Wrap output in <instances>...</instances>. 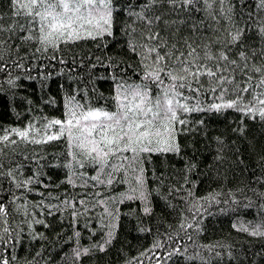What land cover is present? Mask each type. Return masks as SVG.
<instances>
[{"label": "trees", "instance_id": "1", "mask_svg": "<svg viewBox=\"0 0 264 264\" xmlns=\"http://www.w3.org/2000/svg\"><path fill=\"white\" fill-rule=\"evenodd\" d=\"M136 2L142 3V0ZM229 3L233 7L231 22L227 19ZM257 3L258 0H245L241 5L239 0H226L223 15L220 14L222 6L215 3V20L210 19L204 10L191 15L166 12V16L178 22L175 27L180 29L184 38L191 37L200 44H213V51L223 50L214 41L223 42L228 35L226 29L232 30L233 25L244 28L243 47L239 44L232 47L230 55L237 58L238 52L243 50L248 53L250 64L259 65L264 63V57L260 55L264 38L256 30V22L261 18L255 7ZM11 7L10 0H0V15L4 17L5 27L13 22L10 20ZM196 7L203 9V2ZM249 13L252 14L250 30L246 23ZM201 22L204 27L191 31L192 24ZM125 23L132 21L123 12L118 13L115 38L110 41L105 38L102 42L108 43L107 48H97L94 41L69 45L67 54L61 53L67 64L47 57L32 59L30 49L31 63L23 61L25 70L12 69L9 75L0 72V135L7 129H24L29 123L42 129L50 120H64L69 107L75 106L70 103L74 94L75 101L81 104L91 102L100 106L104 103L102 96L106 99L104 106L111 105L114 69L100 65L93 69L91 64L96 62L95 57L104 59L107 56L140 72L139 58L128 48L129 42L137 41L120 30ZM133 26L140 30L138 23ZM71 56L76 59H70ZM12 58V53H5L9 64ZM29 68L30 72L27 71ZM131 68L125 79L139 82L140 76ZM9 79L14 80L15 86L7 83ZM230 98L226 96V99ZM249 99L245 94L244 100ZM213 102L216 101L212 97L201 96L200 106L207 107ZM184 118L189 125L179 137L181 154L152 155L142 165L146 179L144 191L150 193L147 202L138 198L127 199L128 196H139V190L134 192L133 189H137L136 178L140 173L131 169L123 175L113 176L111 185H94L90 179L85 182V179L74 176V172L83 173L85 178L98 173L88 166L69 169L67 164L71 157L63 139L33 144L19 140L13 134L11 139L17 140L16 144L0 143L4 171L7 172L11 165L16 178L13 182L11 177H0V202L8 206L11 233L8 250L0 245V256L8 259L9 264H204L185 258L200 254L211 259L212 264H264V237L250 234L255 226L264 222V198L259 195L264 192V121L250 119L232 109L220 113H191ZM201 120L202 125L199 124ZM51 131L54 132L55 128ZM32 136L43 138L42 133H33ZM17 165L22 167L17 168ZM187 165L194 167L186 174ZM29 178L32 183L26 187L14 186ZM69 178H72V184L67 182ZM101 179L106 176L101 175ZM171 188L180 191L169 194ZM13 196L20 197L14 204L11 203ZM193 197L198 198L199 204L208 211L201 209L204 218L200 220L203 229L200 233L195 234L194 228L187 230L194 233L193 240L189 241L184 232L177 236L176 231L184 217L188 218L187 222H192L184 202ZM210 197H215L219 203L205 199ZM64 200H84L85 204L77 203L76 209L82 213L85 208L88 211L74 217L72 209L62 203ZM99 200L106 202L113 215L104 213V207L97 203ZM245 204L251 206L245 207ZM20 205L26 207L16 211ZM53 205L58 207H50ZM145 206L152 209L149 214L144 213ZM49 210L52 215L48 214ZM25 211L28 215L24 214ZM36 220L44 223L36 224ZM241 227H247L248 231H241ZM261 230L264 231V227ZM169 235L173 236L172 241L167 239ZM181 237L183 255L167 258L166 253L173 250L172 244ZM157 241L164 246L154 248ZM205 245L214 246V251H209ZM76 250L81 252L78 258L74 254ZM216 252L221 254L219 258ZM228 252L232 253V258L228 257Z\"/></svg>", "mask_w": 264, "mask_h": 264}, {"label": "snow or ice", "instance_id": "2", "mask_svg": "<svg viewBox=\"0 0 264 264\" xmlns=\"http://www.w3.org/2000/svg\"><path fill=\"white\" fill-rule=\"evenodd\" d=\"M11 17L13 21L4 26V17L0 15V72L9 75L12 69L25 70L23 61L29 60V50L31 58L38 59L47 57L51 61L60 64H67L61 53L67 54L69 45H77L81 41L97 42V48H107L108 43H102L105 38H115L117 29V14L123 12L132 23H125L120 26L123 35H130L136 43L129 42V51L135 53L139 58V69L131 68V65L124 66L122 61L107 56L104 59L95 57V63L91 67L95 69L97 65L114 69L115 74L111 76L114 81V94L110 98L112 104L105 107L106 99L101 96L100 106H94L91 102L81 104L75 101V94L71 97L70 103H75L74 107H69L64 120L53 119L38 129L34 124L29 123L24 129L12 128L5 130V134L0 135V143L16 144L17 140L11 139L15 134L19 140L33 144H47L52 141L65 140L69 148L71 162L67 164L69 169H84L86 166L93 168L97 175L85 178L83 173L74 172V176L81 179H90L94 185H111L114 183L113 176L123 173L129 169L140 173L137 176V189L139 196H128L127 199L148 200V194L144 187L146 179L143 175L142 167L145 160L152 155L159 154H181L182 148L179 137L188 128L189 121L184 118L187 114L200 112L220 113L224 110H235L242 116L250 119L264 121V63L259 65L250 64V57L247 52L241 50L237 58H232L230 50L236 45L243 47V36L245 29L233 25L232 30H227L228 35L223 42L214 41V44L221 51H213V44H200L193 41L191 37L184 38L180 35V29L175 27L178 23L166 16L170 14L188 13L191 15L195 11H207L208 17L215 20L213 15V4L219 3L222 8L220 14L223 15V5L226 0H10ZM203 2L204 8L198 9L197 4ZM241 5L245 0H239ZM256 10L261 14V18L256 22V30L264 38V0H258ZM233 7L229 3L227 8V19L232 21ZM249 30L252 27V14L249 13ZM139 25V29L134 24ZM181 23H186L181 21ZM204 27L203 22L192 24L191 31L195 32ZM207 27L211 29V24ZM162 32L165 33L162 35ZM12 53V63L5 60V53ZM261 57H264V49H261ZM255 56V52H253ZM70 59L75 60V56ZM31 63V60H29ZM140 76L139 82H129L125 77L128 69ZM39 71V68L36 69ZM31 71V69H27ZM50 75V74H49ZM47 78V77H45ZM7 83L15 86L13 79ZM207 85V87H205ZM247 94L250 99L244 100ZM201 96L212 97L216 102L210 103L207 107H202ZM226 96L232 98L226 99ZM203 124V120L199 121ZM55 128V131H51ZM243 131V128L240 129ZM33 133H42V139H36ZM30 137H32L30 139ZM4 155L0 149V158ZM135 166V167H133ZM22 167L17 165V168ZM194 165L186 166V174L190 172ZM3 159H0V177H11L15 182L13 172L15 169L9 166L7 172L4 171ZM105 175L106 179H101ZM72 184V178L67 180ZM116 182H119L118 180ZM187 183V179L185 180ZM32 183V179H26L20 183H15L16 188L26 187ZM47 187V186H45ZM180 189L171 188V192H179ZM11 195V193H10ZM43 195V194H41ZM85 195H87L85 193ZM191 195V192H189ZM264 198V192L260 194ZM20 197L13 196L11 203H15ZM56 199H59L58 197ZM219 203L215 197L205 198ZM66 208L72 209L74 217L83 215L88 211L78 212L76 204L84 205V200L62 202ZM104 207V213L109 212L104 200L97 201ZM186 204V211L191 215L192 222H187L184 217L179 223L176 235L184 232L187 240L192 241L194 233H189L188 229H193L195 234L203 229L200 220L204 217L201 213L203 205L199 204L198 198L193 197ZM172 205H170L171 207ZM250 207V204H245ZM20 205L16 211L25 208ZM50 207H58L56 205ZM145 214H149L152 209L145 206ZM207 212V208H203ZM220 211H223L221 209ZM25 215L28 213L25 211ZM49 215L53 213L49 210ZM211 214V213H209ZM8 206L0 202V245L4 250H8L11 241L8 237L10 225H8ZM36 224H43L42 220H36ZM235 227V225H234ZM264 222L255 226L250 233L253 236L264 237ZM241 231L247 232V227H241ZM78 236L79 233L77 232ZM111 237L112 233L109 232ZM35 238V237H34ZM172 241L173 236L167 237ZM183 237L172 244V251L166 253L167 258L173 255H183L181 252ZM164 245L157 241L153 247L161 248ZM209 251H214V246L205 245ZM103 251V246L100 247ZM88 252L87 249L84 250ZM75 256H81L79 250L75 251ZM216 257L221 254L216 252ZM232 258V253H227ZM264 255V254H262ZM188 261L199 260L204 264H212L211 259L204 255H187ZM0 264H9V260L0 256Z\"/></svg>", "mask_w": 264, "mask_h": 264}]
</instances>
